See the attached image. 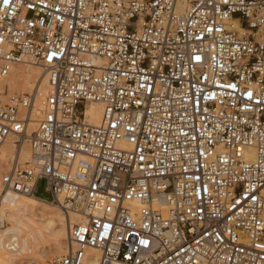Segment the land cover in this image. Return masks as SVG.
Segmentation results:
<instances>
[{"label":"built area","instance_id":"obj_1","mask_svg":"<svg viewBox=\"0 0 264 264\" xmlns=\"http://www.w3.org/2000/svg\"><path fill=\"white\" fill-rule=\"evenodd\" d=\"M4 148L0 231L40 179L68 219L44 264H264V0H0Z\"/></svg>","mask_w":264,"mask_h":264},{"label":"bare ground","instance_id":"obj_2","mask_svg":"<svg viewBox=\"0 0 264 264\" xmlns=\"http://www.w3.org/2000/svg\"><path fill=\"white\" fill-rule=\"evenodd\" d=\"M20 69H23V71ZM2 84L7 85L11 91L13 89H20L22 92L28 93L32 91L35 86L44 88L47 84V80L44 74L39 72V69L37 70L35 67H32L31 64H26L25 67L22 68H13ZM100 113L101 108L97 105H92L90 110L86 113V115L89 116V123L96 124L100 119ZM12 156L8 148H4L0 154V165L11 162ZM26 157L27 153L23 151L21 156L22 160L26 159ZM3 201L4 203L1 211L2 214L3 211L5 212V215L3 214L4 220L7 218L13 223L14 230L18 234V244L24 248V252L28 254L31 253L34 244L42 245L44 243L49 244L50 242V244H52V242H54V244H59H57V246L54 244L51 245L58 247V255L63 252L65 243L61 242V239L62 237H66L68 233V219L66 217L64 218L66 229L63 230V228H61L60 231L54 235H50L47 228L52 221H57L61 225L63 217L56 206L51 204V202H46L32 196L17 194H7ZM47 207L53 208L54 211L48 210ZM6 226L7 220H5V226L0 231V264H16L17 262H21V260H25V258H23L22 252L19 251L13 234L1 235L6 231Z\"/></svg>","mask_w":264,"mask_h":264},{"label":"rangeland","instance_id":"obj_3","mask_svg":"<svg viewBox=\"0 0 264 264\" xmlns=\"http://www.w3.org/2000/svg\"><path fill=\"white\" fill-rule=\"evenodd\" d=\"M17 67H21L22 68V67H25V66L24 65H19ZM32 67H35L37 70L39 69V72L41 74L43 73V71L39 67H37L35 65H32ZM20 70L23 71V69H20ZM12 91L13 92H16V93H24L20 89L19 90L13 89ZM46 188H47V182H46V180L45 179L38 180L37 181V184L35 186V189H34V196L36 198L41 199V200L50 202L52 200V196H51V194L48 191H46ZM47 209L50 210V211H54V209L53 208H50V207H47ZM60 213H61V216L63 217L62 218L61 225L57 221L56 222L52 221V223L49 226H47L50 235L56 234L57 232L60 231L61 228H63V230L66 229V226H65L66 225L65 224L66 222L64 223V218H65L64 217V214L61 211H60ZM3 214L5 215V212L4 211H3ZM5 220H7L6 231L3 232L1 235L13 234V237L16 240V245H17L19 251L22 252L23 258H25V260H21L22 264H29L31 262H37L39 264H44L45 262L49 261L50 259L54 258L55 256H59V255H61L63 253V252H61L58 255V247H56L58 243L54 244V242H52V244H50L51 242L49 244H45L44 243L42 245H39V244L36 245V244H34L32 250H31V253L28 254L27 252H24V250H23L24 248H22L18 244V242H19V239H18V236H17L18 234L14 230L13 223L11 222L10 219H7L6 218ZM66 236H67V234H66ZM65 239H66V237H62V239H61L62 241L61 242H64L65 243ZM53 244L56 245V246H51ZM42 246H44V247H42ZM21 262H19V263L17 262L16 264H21Z\"/></svg>","mask_w":264,"mask_h":264}]
</instances>
